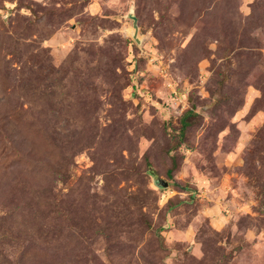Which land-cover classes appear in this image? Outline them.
<instances>
[{
    "label": "rangeland",
    "instance_id": "1",
    "mask_svg": "<svg viewBox=\"0 0 264 264\" xmlns=\"http://www.w3.org/2000/svg\"><path fill=\"white\" fill-rule=\"evenodd\" d=\"M0 264H264V0H0Z\"/></svg>",
    "mask_w": 264,
    "mask_h": 264
},
{
    "label": "trees",
    "instance_id": "2",
    "mask_svg": "<svg viewBox=\"0 0 264 264\" xmlns=\"http://www.w3.org/2000/svg\"><path fill=\"white\" fill-rule=\"evenodd\" d=\"M191 112L192 111H187L182 117V120H181L182 127H181V133H180L181 135L184 134V128L189 124L188 114H190Z\"/></svg>",
    "mask_w": 264,
    "mask_h": 264
},
{
    "label": "water",
    "instance_id": "3",
    "mask_svg": "<svg viewBox=\"0 0 264 264\" xmlns=\"http://www.w3.org/2000/svg\"><path fill=\"white\" fill-rule=\"evenodd\" d=\"M160 183L164 186H168L169 185V182L168 181H165V180H160Z\"/></svg>",
    "mask_w": 264,
    "mask_h": 264
}]
</instances>
